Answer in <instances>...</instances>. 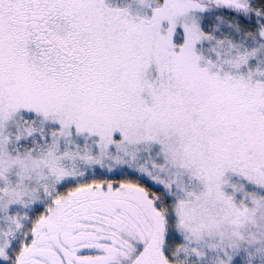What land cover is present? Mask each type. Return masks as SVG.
<instances>
[{"label":"snow or ice","instance_id":"snow-or-ice-1","mask_svg":"<svg viewBox=\"0 0 264 264\" xmlns=\"http://www.w3.org/2000/svg\"><path fill=\"white\" fill-rule=\"evenodd\" d=\"M0 264H264V0H0Z\"/></svg>","mask_w":264,"mask_h":264}]
</instances>
